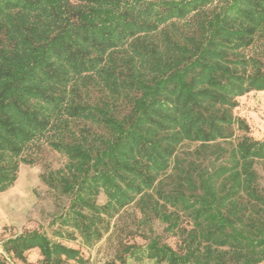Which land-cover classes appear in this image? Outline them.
<instances>
[{"label":"trees","instance_id":"1","mask_svg":"<svg viewBox=\"0 0 264 264\" xmlns=\"http://www.w3.org/2000/svg\"><path fill=\"white\" fill-rule=\"evenodd\" d=\"M252 93L264 94V0H0V194L44 147L65 157L43 181L71 197L61 239L80 248L32 232L4 253L87 264L81 249L140 202L182 232L179 250L154 239L105 264L264 263V140L234 114ZM194 144L211 167L180 164Z\"/></svg>","mask_w":264,"mask_h":264},{"label":"rangeland","instance_id":"2","mask_svg":"<svg viewBox=\"0 0 264 264\" xmlns=\"http://www.w3.org/2000/svg\"><path fill=\"white\" fill-rule=\"evenodd\" d=\"M235 117L243 120L250 128V136L257 141L264 140V94L252 93L239 100V106L234 111ZM234 128V135L244 134ZM228 148L230 142L223 143ZM209 155V152L207 153ZM37 156V163L32 166L22 165L19 179L10 190L0 194V255L8 260V264H41L40 252L35 250L27 254V262L12 260L3 251L4 242L32 232L45 234L53 242H63L61 234L67 236L73 230L63 225V220L70 214L71 197L63 195L59 185L43 178L49 174L63 170L67 164L65 157L44 147ZM179 162L187 167L192 164L210 165V159L204 154H198L197 145H187L179 153ZM256 170L259 176L260 188L264 191V164H258ZM176 174V170L173 171ZM167 179V178H165ZM56 186V187H55ZM58 187V188H57ZM156 197V195H154ZM97 203L104 205L106 197L102 194ZM143 204L135 202L120 211L108 224V232L103 239L91 249H81L87 264H105L117 259L123 250L129 246L146 248L151 240L157 239L161 244H167L179 250L183 241L181 231H168L167 224L144 212ZM187 224L181 223L185 228ZM63 244L80 249L76 243ZM69 264H75L71 262ZM126 264H154L151 261L137 263L132 257H127ZM264 264V263H262Z\"/></svg>","mask_w":264,"mask_h":264}]
</instances>
